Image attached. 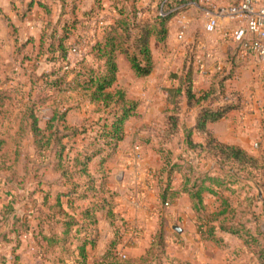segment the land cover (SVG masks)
Segmentation results:
<instances>
[{
	"label": "rangeland",
	"instance_id": "374dc122",
	"mask_svg": "<svg viewBox=\"0 0 264 264\" xmlns=\"http://www.w3.org/2000/svg\"><path fill=\"white\" fill-rule=\"evenodd\" d=\"M199 3L202 10H194L189 27L183 24L184 21L181 17L187 9L180 11L178 18L171 21L172 26L174 25L177 31L175 45L177 44L178 48L181 47L184 51L186 50V56L180 57L177 55L175 57L173 54L170 59H164L162 54L166 50L167 44H158L161 53L158 51L157 46H153L152 50L156 63L154 67L158 71L157 78L162 79L165 76L171 78L172 75L179 76L184 72L186 66L193 63V59H190L192 56L190 47L194 43L195 37H198L202 22L206 21L210 12L209 6L203 5L205 3L203 0L193 4ZM193 4L180 6L179 9L189 8ZM15 7L16 11H13L9 0H0V78L3 82V84H0V92L8 94L7 97L4 96L3 100L2 98L0 100V141H2L0 145V264H46L37 260L32 233H22L20 224L25 220L26 215L38 208V204L41 203V189L42 191L43 189L49 191L53 184L55 185L53 189H58V187L68 189V186L61 178V173L52 169V164L57 163V160L52 157L53 155L50 157V166H48L43 164L44 161H42L41 155L37 154L38 148L29 132L30 120L28 119V113L32 109V113L40 119V127L44 128L45 123L54 111L64 107L71 108L67 112L66 125L76 128L80 132L85 130V132L79 134L75 140L63 141L66 147L64 155L67 154L69 157H73L77 151L91 146L90 144L97 148H103V140L99 137V128L104 124V121L100 119V117H103L102 112L98 111L100 107L97 104L89 103L87 96L80 91L46 93L50 96L48 104L43 107L36 104L37 100L43 97L44 92L40 88L43 85L42 81L37 79L40 73L50 69L48 64H46L47 66L41 63L36 64L35 60V48L40 35L42 14L38 9H35L31 16L21 21L22 7L19 4ZM153 7L157 8V5L154 4ZM203 9L207 11H203ZM8 21L15 28L10 26ZM90 27L92 25L88 24V27L76 31L74 35L72 33L68 42L70 43L69 59L71 61H75L80 55L81 48L85 44L81 37L90 33ZM181 30H184V38L179 40L178 34ZM15 37L17 40H15ZM23 42L28 44H24V46ZM232 54L233 47L227 58L232 57ZM126 62L123 59L118 61V86L125 89L127 99L137 103V114L124 123L122 140L118 142L116 148L112 151H104L91 162V170L94 171L97 170L99 162L103 164V171L98 169L100 173L96 174L94 172L92 174L93 177H96L95 182L97 179L104 178L110 191L108 194L97 195L94 194L95 190L92 193L97 195L99 201L111 199L109 205H113V211L125 222L124 227H121V230H123L118 244L120 263L131 259L134 264H172L171 262L174 260L179 262L180 259L186 257L192 258L191 255H186V252L191 251L193 258L198 257L200 250L196 251L194 246L197 243V238L188 239V242L184 238L188 234H192L193 229L198 230L199 222L197 218L193 213L190 215L182 213L187 204L179 202L177 205L178 210H173L172 207H168L171 204L170 201L167 206L159 198L168 180L167 173L163 168L165 165L169 168L171 163H177L181 166V172H175L171 175V185L173 187H179L182 172L189 173L194 179L200 178V175L206 172L223 177V172L219 171L218 159L211 153H204L200 152L199 149L186 147L184 131L191 128L193 121L189 116L177 115L180 112V102L178 101L176 107L168 109L164 106V94L160 92L156 95L155 100L149 103L147 96L144 94L146 84H144L145 86L141 84V81L145 78L134 77ZM225 62V66L229 65L228 60ZM234 66L235 69L232 73L226 72V74L214 75L215 81H218V83H221L219 80H222L224 76L231 77L224 83L219 84L218 90H220V93H215L212 100H216L219 104L224 102L234 103L240 108L246 102L257 99V89L264 82V75L253 63H238ZM211 82L212 78L206 81V85L208 83L212 85ZM212 88L217 90L215 86ZM167 89L161 88V91L166 92ZM61 103H63V106H61ZM153 103H155V106ZM173 114L176 126L170 120V116ZM232 118L234 117L232 116ZM96 137H98L97 140ZM136 148L140 152V163H144L147 158L151 165L149 170H154L155 174L158 216L154 224L147 221V217L151 213V210L146 207V204L149 203L147 200L151 198V195L144 192V187L146 189L149 186L148 179L145 177L141 181L135 180L132 184L129 180L123 181L125 175L123 168L124 165H128L125 155L129 156L130 154L132 158L130 163L133 161L136 164L134 158ZM263 148V141L255 140L254 143H251L247 152L253 157H259ZM69 149L71 150L69 151ZM161 151L167 155L161 154ZM121 160L123 165L120 164ZM222 164L224 170H226L227 165ZM71 174L73 172H69V175ZM115 177L119 179L116 180ZM234 179L238 182L233 186L235 192L231 195L234 206V219L247 221L252 234L261 232L262 235L258 239L264 248V173L262 175L255 172L251 176L242 173ZM256 183H259L260 187L254 189L253 185ZM45 184H48L50 188L45 187ZM204 200L207 210L210 212L217 206V201L210 196H207ZM144 201L146 204L142 205L141 203H144ZM126 202L131 203V212ZM79 203L82 204V201H79ZM123 206L126 207L122 208ZM127 209L131 216L134 212L133 217L137 213L144 215V220H140L138 223L132 220L129 221V216H126ZM174 225L182 229L181 233H177L172 228ZM133 226L139 227L140 233L141 228L143 229V241L139 242L138 245L129 243L130 240L127 241L126 239L130 227ZM114 228V222L98 217L96 233L103 246L107 247L109 240L113 237ZM240 240L231 235H223V241L227 243L228 247L226 250L220 249V259L235 258V263L239 264L237 259H240V257L235 256L234 249L239 242L241 243ZM17 242H19V247L13 252L14 245ZM140 245L144 248L143 253L138 255L139 253L134 250L135 247ZM185 246L189 248L186 252L183 251ZM206 250L209 251V249ZM95 251L96 249L94 253ZM15 255H18V261L16 262L13 259ZM123 255L124 257H122ZM199 256L201 257V255ZM253 257V255L249 257L247 264H260Z\"/></svg>",
	"mask_w": 264,
	"mask_h": 264
},
{
	"label": "trees",
	"instance_id": "16d2710c",
	"mask_svg": "<svg viewBox=\"0 0 264 264\" xmlns=\"http://www.w3.org/2000/svg\"><path fill=\"white\" fill-rule=\"evenodd\" d=\"M108 2V12H105L103 0H94L89 10L80 12L78 0H20L25 7L20 14L21 20L31 14L34 7L42 13L35 60L36 64H48L50 69L40 73L37 79L42 81L40 88L44 92L42 98L38 97L40 100L36 104L40 107L48 104L50 96L46 93L80 91L87 96L89 103L100 107L98 111L103 115L100 119L104 121L99 128L103 148L90 144L91 146L69 157L64 155L66 147L63 141L75 140L79 134L85 132L66 125L67 112L71 108L64 107V110L54 111L44 128L40 127V119L32 113V109L28 113L29 132L38 148L37 154L41 155L43 164L48 166L53 155L57 163L52 164V169L61 173V178L68 186V189H53L54 184L51 188L45 184V187L50 188L49 191L41 189V203L20 224L22 233H32L36 256L51 264H134L131 259L124 263L119 261L118 244L123 230L121 227H124L125 222L113 211V205H109L111 199L97 200L98 194H108L110 191L104 178L95 182L96 177L92 174L100 173L98 169L103 171V164L99 162L97 170L94 171L91 170V162L104 151L116 148L122 140L124 123L137 114V103L127 99L125 89L117 85L118 56L125 57L135 77L147 78L154 69L151 38L157 44L164 45L170 20L188 8L179 7L197 3L199 0H152L157 8H140L137 6L138 0ZM88 24L92 25L90 33L80 36L85 42L81 53L75 61H71L68 43L70 37L72 33L74 35L76 31L88 27ZM193 68V64H190L179 76L172 75L177 80V85L166 90V102L174 108L184 97L187 110H195V125L184 131V143L190 149H199L200 152L211 153L217 158L223 177L206 172L200 178L194 179L189 173L182 172L181 187L174 190L171 188V175L181 172V166L171 163L169 168L166 165L163 168L168 180L159 198L166 203L173 202L180 194H187L191 201V211L199 222L197 233L201 241H211L225 249L227 245L220 234L231 235L241 239V243L234 249L236 257H245L244 261H247L253 255L258 263L264 264V248L258 239L262 233L252 234L247 221L234 219L231 197L235 192L233 186L238 183L234 179L236 176L242 173L251 176L255 172L263 175L264 148L259 157H253L239 146L227 145L214 138L207 126L222 120L229 112L239 109V106L225 102L213 107L210 103L216 90L212 87L196 94L193 91ZM230 77H222L218 84L224 83ZM0 81L3 84L1 78ZM4 96L7 97L8 94L1 91L0 100ZM170 120L176 126L174 114L170 116ZM193 130L204 135L202 143L193 142ZM221 162L227 165L226 170ZM69 172L73 174L69 175ZM258 187L259 183L253 185L254 189ZM92 191L97 195H93ZM205 196L217 201V206L211 212L207 210ZM98 215L103 220L114 222L115 228L104 252L91 260L87 248L94 249L97 245ZM18 247L19 242L14 245L13 252ZM13 259L18 261V255Z\"/></svg>",
	"mask_w": 264,
	"mask_h": 264
},
{
	"label": "crops",
	"instance_id": "0c3cea01",
	"mask_svg": "<svg viewBox=\"0 0 264 264\" xmlns=\"http://www.w3.org/2000/svg\"><path fill=\"white\" fill-rule=\"evenodd\" d=\"M68 1L70 2L72 0H68ZM234 1H236V0H203V2H205L203 5L209 6V10H210V12H212L217 7L223 6L226 3L230 4ZM93 2H94V0H78L79 11L83 12V11L89 10L91 8V6L93 5ZM9 3L11 5V9L13 11H16L15 6L17 4H19L22 7V11L25 8L24 5H22L20 3V0H9ZM200 3L191 5L184 12L185 14H182L181 17L184 21V23H183L184 25H187L189 27V24L191 22V19L193 17L195 9H199V10L201 9L202 10V8H200ZM154 4L155 3H153L152 0H138V2H137V6L140 8H148V7L154 8L153 7ZM103 5L105 7V12H108V9H109L108 8V6H109L108 0H103ZM35 9H38V8L34 7L31 14H29L26 18L31 16ZM38 11H40V10L38 9ZM203 11H207V10L203 9ZM17 13L19 14L18 11H17ZM26 18H24L23 20H21V18H20V20L24 21ZM41 18H42V15H41ZM176 18H178V15L174 16L170 20V23H169V31H168V36H167V40H166L167 48H166V50H164V52L162 54L164 59L165 58L170 59L173 54H174L173 56H175V57L177 55H179L180 57H183V55L186 56V54H187L186 50L184 51L181 47L178 48L177 44L175 45L176 38H177V35H176L177 31L174 28V25L172 26L171 21L175 20ZM205 22L206 21L202 22V25L200 26V29H199L198 37H195V41H194V43H192V45L190 47V50L192 53L191 54L192 56L190 57V59L191 58L193 59L195 43L197 41H200V42H203L209 49L213 50V52L215 54V59L220 64L224 65L226 63L225 61H227V60L228 61L230 60V62L232 61V71H233L235 69L234 64H238L240 62L234 61L232 59V57L227 58L229 53L231 52L232 46L230 45L229 42L223 41L221 36H220L221 32L229 30L228 23L226 21L221 22L219 32L214 33V34H208L204 31ZM185 37H186V33H185ZM154 45L157 46L158 51L161 53L159 45L157 44V42L155 41L154 38H151V41H150L151 54L153 56L154 64H156L155 59H154V55H153V50H152ZM122 59L126 60L124 56H122V55L118 56L117 66H118V61L122 60ZM232 71H231V73H232ZM118 73H119V68H118ZM118 73H117V85L119 83L118 82ZM157 73H158V71L156 70V67H154L153 72L147 78H145V80L141 81L142 85L146 84V87H145L146 92L144 94L147 96V101L150 103V101H154L156 98V95L161 92L162 94H164L163 95L164 99H165L164 106H166L168 109H171L173 106L166 102L167 94L165 91L162 92L161 88L162 89L163 88H174L177 85V80L173 79L172 77L167 78L166 76L162 79L160 77L157 78ZM215 75H217V74H215ZM214 77H215L214 75H212L210 77H202L197 72L194 71V74H193V91L196 94H198V93H201L202 91H206L207 89L215 86L217 89L216 93H220V90H218V88H219L218 81H215ZM211 78H212V82H211L212 85L209 83H208V85H206V81L211 79ZM162 81L164 82L163 84H162ZM257 92H258V93H256L257 99H255V100L252 99L251 102L250 101L246 102V104L242 105V107H240L239 109L229 112L226 115V117L223 118L222 120L217 121L215 123H211L207 126L210 133L214 136V138H216L218 141H220L224 144H227V145L239 146L240 148L244 149L245 151H247L249 149L251 143L252 142L254 143L255 140L263 141V147H264V82L259 85V89H257ZM179 102H180L179 103L180 112L177 115L178 116H189L193 121L192 125H191V128H193L195 125V118H196L195 110H193V109L187 110L186 99L184 97H182ZM210 104L213 107H217L219 105H222L223 103L219 104L218 102H216V100H213ZM153 105L155 106V103H153ZM142 106H141V108H142ZM232 116L234 118H232ZM192 140L194 143H202L204 141V135L199 133L198 131L193 130ZM120 147L122 148V146H120ZM122 150H123V148H122ZM125 159H126V162L128 163V165H127L128 167L124 165L123 169H124L125 175L123 176V181L129 180L130 183L132 184V182L135 180L141 181V180H144L145 177L148 179V185L149 186H147L146 189L144 187V192L150 193L151 198L147 200L149 202L148 204H146L145 201H144V203H141V204L142 205L146 204V207L151 210L149 217H147L148 218L147 221H150V222H152V224H154V222L156 221L157 216H158V213L156 210L157 204H158V198L155 194L157 183H156V180L154 178V175H155L154 170H149L151 165H150L149 161H147V158L144 160V163L141 162L140 164H135L133 161H132V163H130V161L132 160L130 154H129V156L125 155ZM120 164L123 165L122 160H121ZM149 173H151V174H149ZM115 178L117 180L118 177H115ZM181 184H182V178H181V182H180L179 187H173L171 185V188L176 190V189L181 187ZM206 197L207 196H205V198ZM179 202H183V203L187 204V207L184 209V211L182 213L186 214V215H190L192 213L191 208H190L191 207V201H190L187 194L178 195L176 197V199H174V201L171 202L170 206H168V207H172L173 210H175V209L178 210L177 205L179 204ZM126 204L128 205L127 207H128V209H130V212H131L132 211L131 210V207H132L131 203L126 202ZM125 207L126 206H123L122 208H125ZM128 209L126 210L127 211L126 216L127 217L129 216V219H128L129 221L132 220V221H135L138 223V222H140V220H144V217H145L144 215H142V214L140 215L139 213H137L135 215V217H133L134 212H132V216H131ZM152 210H153V212H152ZM130 218H136V219H130ZM99 234H100V232H99ZM142 235H143V229L141 228L140 236H139L138 240L134 242V244L136 243V245H138L139 242L143 241ZM223 235H228V234H225V233L220 234V236L222 238H223ZM184 238L186 239L187 242L189 241L188 239L197 238V243L194 246H195L196 251L200 250V252L198 253V257L193 258L194 256L192 255V251L188 252L189 253L188 254L186 251H188L189 248H187L185 246L183 251L186 252L187 256L191 255L192 258L186 257L184 259H180L179 262H177V260H174L173 263H178V264H186V263H188V264H223V263H225V264H236L235 258H233V259H228V258L220 259L219 252H221L222 249L219 248L214 242H211V241L201 242L199 240V236L197 234L196 228L192 230V234H188ZM126 239L128 241L129 233H128V236L126 235ZM226 245H227V243H226ZM227 247H228V245L226 246L225 250L227 249ZM143 248L144 247H141V245H140V246L135 247L134 251H136L137 253H139L138 255H140L143 253ZM95 249H96V251L94 253ZM105 249H106V247H105V245L103 246L102 241L98 240L97 245L95 246L94 249H92L90 247L87 248V250L90 254L89 259L93 260V259L99 257L104 252ZM206 249H209V251ZM199 255H201V257ZM202 255H203V257H202ZM36 258L40 262H43L46 264H51V262L40 259L37 256H36ZM244 258L245 257L237 259V260H239V264H243V262L248 263L247 261H244L245 260Z\"/></svg>",
	"mask_w": 264,
	"mask_h": 264
},
{
	"label": "built area",
	"instance_id": "2783aa9c",
	"mask_svg": "<svg viewBox=\"0 0 264 264\" xmlns=\"http://www.w3.org/2000/svg\"><path fill=\"white\" fill-rule=\"evenodd\" d=\"M223 21L228 23L229 30L221 32L220 36L233 47L232 59L243 64L253 63L264 75V0H236L217 7L208 14L204 31L208 34L219 32L220 23ZM183 38L184 30H181L178 39ZM192 62L195 72L202 77L232 71V61L229 60V65L226 66L220 64L215 59L213 50L200 41L195 43ZM134 158L136 164H140L138 148ZM165 205L168 206L169 203L166 202ZM128 233L130 243H134L140 236V228L130 227Z\"/></svg>",
	"mask_w": 264,
	"mask_h": 264
},
{
	"label": "water",
	"instance_id": "95a60500",
	"mask_svg": "<svg viewBox=\"0 0 264 264\" xmlns=\"http://www.w3.org/2000/svg\"><path fill=\"white\" fill-rule=\"evenodd\" d=\"M177 233H181V229L178 228L176 225L172 227Z\"/></svg>",
	"mask_w": 264,
	"mask_h": 264
}]
</instances>
